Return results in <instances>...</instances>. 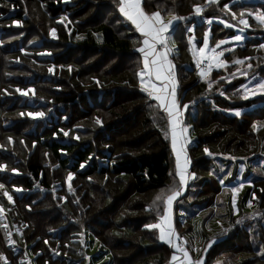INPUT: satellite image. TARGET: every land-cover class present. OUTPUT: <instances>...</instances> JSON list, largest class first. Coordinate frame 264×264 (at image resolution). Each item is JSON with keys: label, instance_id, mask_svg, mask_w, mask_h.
Instances as JSON below:
<instances>
[{"label": "trees", "instance_id": "trees-1", "mask_svg": "<svg viewBox=\"0 0 264 264\" xmlns=\"http://www.w3.org/2000/svg\"><path fill=\"white\" fill-rule=\"evenodd\" d=\"M193 5L203 6L200 16ZM142 6L147 13L185 18L172 29L176 46L171 60L181 102L194 110L187 153L195 179L175 205L179 237L190 250L199 242L198 257L218 240L206 251L204 264H264L262 173L248 190L255 196L253 217L241 220L240 196L237 214L225 204L228 211L201 215L234 178L220 183L214 156L251 159L264 153V125L257 131L252 127L264 118V106H258L264 94L244 99L241 87L264 80V24L248 16L264 11V0H142ZM241 12L248 27L239 24ZM12 22L21 29H6ZM189 28L198 46L205 32L212 46L243 37L232 50L233 44L224 47L223 72L198 78L186 38ZM53 29L56 40L49 34ZM139 46V36L119 14L118 0H0V165L6 168L0 172L5 210L0 254L6 262L0 264H85L87 233L109 254V263L103 264H170L173 249L159 240L157 229L145 227L163 214V203L153 206L156 196L177 180L171 174L170 137L163 135L166 118L139 87ZM42 50L52 58L38 57ZM246 57L243 65L234 63ZM208 81L214 82L212 89ZM18 88L33 89L32 107L21 104ZM5 92L14 98L3 97ZM28 111L50 118L31 120ZM235 111L242 113L236 116ZM65 131L77 134V141L62 143ZM69 173L74 175L71 197L62 189ZM4 191L13 197L11 203ZM15 226L20 234L14 233Z\"/></svg>", "mask_w": 264, "mask_h": 264}, {"label": "snow or ice", "instance_id": "snow-or-ice-1", "mask_svg": "<svg viewBox=\"0 0 264 264\" xmlns=\"http://www.w3.org/2000/svg\"><path fill=\"white\" fill-rule=\"evenodd\" d=\"M207 3L215 4L217 0H206ZM119 12L134 25L135 30L141 34L143 37L141 41V46L137 49L142 54L143 67L140 72L136 75L140 79V89L142 92H145L148 97L157 101L156 107L162 109L167 116L166 129L163 130V135L165 139L171 141V150L175 155V176L178 177V183H174L167 192H161L156 196L153 201V206L157 203H163V214L159 216L157 223L145 225L148 229H158L159 230V240L166 242L173 249L174 253L171 256L170 264H203V258L193 259L189 250L183 246V243H177L181 238L176 232L173 226V216H172V205L181 192L185 189L189 179H195V173L189 172L190 158L188 156L186 146L191 143L189 139V128L190 126H185L182 121V110L181 107L187 109L188 105L181 106L178 99V80L176 79L174 65L171 60H169V37L165 34L169 31V28L177 20H183L184 17H178L172 15V18L165 22L159 11L147 13L142 6V0H118ZM193 12L196 16H200L203 12V6L193 5ZM224 9H228L229 6L225 4ZM255 16V19L261 24H264V11L254 14L252 12L248 13V16ZM232 18L236 19V13H232ZM209 23L211 21H208ZM225 23L226 27H231L232 25ZM239 24L248 27V21L245 18V13H240ZM189 32H193L192 28L188 29ZM51 34L55 36V30H51ZM236 41H241L242 36L236 35L233 37ZM226 41L221 40L216 45V48H219L220 45H223ZM203 47L199 49V59L196 60L197 67L200 69L199 76L201 79H204L209 76L210 71L213 66L215 68H224L226 66L225 61L221 60L220 57L223 55L222 52L216 53L215 50H212V54L208 55L206 49L208 48V32L204 34ZM264 48V45L260 46ZM194 58L196 57V52H193ZM250 58L236 59L234 61L237 65H243L246 60ZM208 61L207 68L201 67V65ZM251 68L249 64L247 66ZM53 69L49 68V72H52ZM238 71H240L238 69ZM240 74L247 76V71H240ZM235 75V74H233ZM223 79V78H221ZM212 81H208V89L213 87ZM244 89V96L242 98L247 99L249 95H256L257 93L264 94V80L257 81L254 85L251 86H241ZM250 87L254 88L255 91H250ZM17 92H20L21 95H27V92L22 91L21 89H16ZM31 91V90H29ZM224 95L223 92L220 93ZM23 115V114H22ZM30 116H42L43 113H29ZM236 116H240L239 111L235 112ZM99 123V120L97 121ZM254 127H256L254 125ZM65 136L68 135L67 132L64 133ZM11 142V138H9ZM204 152L208 155H212L207 148L204 149ZM3 165H0V168H3ZM84 165L81 164V168ZM15 172L16 169H13ZM211 174V173H210ZM171 175V174H170ZM232 173L229 172L227 176H231ZM227 176L224 179H227ZM73 174H68V180H72ZM224 179L220 180V183H224ZM69 187H71L69 185ZM243 187V185H240ZM4 185L0 184V189H3ZM16 192L21 191V189L16 188ZM237 191L236 187L232 188L233 199L232 203L235 207V192ZM3 195L7 197L8 201L11 203L13 197L9 195L7 191L3 192ZM249 206H251V201H249ZM4 208L0 205V216L4 215ZM240 223V221H237ZM7 229V225H4ZM10 236V233L6 231V237ZM7 242L12 245L15 242L12 240H7ZM47 243V241H45ZM0 260H6L3 254H0ZM28 264H31L29 261Z\"/></svg>", "mask_w": 264, "mask_h": 264}, {"label": "rangeland", "instance_id": "rangeland-1", "mask_svg": "<svg viewBox=\"0 0 264 264\" xmlns=\"http://www.w3.org/2000/svg\"><path fill=\"white\" fill-rule=\"evenodd\" d=\"M31 9L34 10V9H36V7H33ZM37 9L39 10V14H40V12L43 14L44 11H43L42 7H39L38 6ZM9 28H20V24L18 22H12L9 25H7V27H6V29L10 30ZM49 34L52 37H55L56 36V35L53 36L51 34V32ZM168 37H169V47H172V50H175V46L176 45L174 43L173 38L171 37V34H168ZM193 37H194V34H193ZM232 40H234V39H229L227 41H230L232 43ZM233 42L234 43H233L232 46L234 47L235 44L237 43V41L234 40ZM37 45L39 46V48L43 47V46H40V43H38ZM190 47H191L190 50L192 52H193V48H194V51L196 52V49H200L203 46H198V44H196V42L193 41V38L191 37L190 38ZM233 47H230V50H232ZM213 49L215 50L216 53H220V52H218L219 48H216V45H214V46L210 45L206 49V52L208 53V55H211L212 54V50ZM49 53L50 52H48L47 50H42L41 52H39V54L37 56L40 57V58H45V56H49V57L52 58V55H50ZM192 58H193L194 63L196 64V60L199 59V51L196 52V57L194 58V56H192ZM220 59L223 60V56H221ZM204 63L205 64H208V61H205ZM49 68H52L53 69L52 72H49V75L50 76H53L54 75V72H55V69L52 66H50ZM196 68H197V64H196ZM224 70H225L224 68H219L218 69V68H215L213 66V68L210 71V73L211 72L221 73ZM232 73L235 74L236 76H238V73L237 72H233L232 71ZM50 76H48V77H50ZM198 78H200V76H198ZM257 81H259V80H257ZM257 81H255V83ZM255 83H251V84L249 83V84H247L245 86H251V85H254ZM243 91H244V89H243ZM250 91H255V89L250 87ZM24 92H27V95H21V93H19L20 96H22L23 98H25L27 101H29L28 103L30 105H32L33 102H34L33 99H30L32 91H28L27 90V91H24ZM257 94H260V93H257ZM253 96L254 95H249L248 97L252 98ZM258 106L259 107L260 106H264V103H260ZM253 108L254 107H252L251 109H253ZM31 113L35 114V113H41V112L35 111V112H31ZM192 116H193V109L191 108L190 109V112L187 114V119H186L187 124H184L185 126H189L190 125V121L192 119ZM27 118H29L31 120H38L40 118H43V119L47 118V121H48L50 117L48 115H45V117H44V114L42 116H35V115L30 116L29 114H27ZM254 125L256 127H254ZM263 125H264V118L263 119L254 120V122L252 124V127H253V129L255 131H257V130L261 129ZM78 130H81V127H79ZM65 132H67L68 135L67 136L64 135V137L61 140L62 143H69L70 140L71 141L72 140L73 141H77V138H78V137H76L77 134L73 133L71 135V134H69V131H65ZM212 166H213V169H214L215 173L217 175H220V177H219L220 180L221 179H224L229 172H231L232 175H234V178L231 181H229V184H226L225 183V184L222 185L221 192L216 196L215 204L212 207H209V208L205 209L201 213V215H203V216L206 215L205 216V218H206L211 211H216V210L222 209V208H223L221 210L222 212H224L226 210L228 211L229 208L226 207V205H228V204H231L230 206H231V209H232V211L234 213V210L233 209H235V207L233 206V203H232V199H233L232 188L233 187H236V189H237V191L235 192V202L238 199V197L240 196L241 199H243L242 200V202H243L242 203L243 204L242 205V209L247 214L252 215L254 211L252 212V209L249 210V208L251 207V208L254 209L255 203L253 201H251V206H249L250 193L251 192L248 191V190L252 188V181L254 180V178H256L258 176V173L259 174H261V173L264 174V153L261 154V158H251V159H246V158L245 159L233 158V157H230L228 155H216V156H214V161H213ZM246 173H250L251 175H254V176L246 175ZM171 174H174L175 175V170L174 169L171 170ZM228 177L229 176H227V179H224V181L228 180ZM67 178H68V176H67ZM67 178L65 179V181H64V183L62 185V189L64 188L66 194L69 197H71L72 194H73V189L71 187H69V185L71 186V181L72 180L69 181ZM73 178H74V175H73ZM176 178H177V182H178V179L179 178L178 177H176ZM240 185H243V187H240ZM58 189H60V187H58ZM58 189H56V190H58ZM17 193H21V191H19ZM238 210H239V207H237V211ZM1 219L3 220L2 216H1ZM212 219L213 218H211L209 220V222H208L209 225H212L210 223V222L213 221ZM15 232L20 234V229L17 228V226H15L14 233ZM85 236H86V241H87V243H86V250H85V264H103V263H109V261H110L109 254L105 250L100 249V247L97 245V243L95 242V240L92 238V236L89 233L85 234ZM183 237L186 238L185 236H183ZM176 242L177 243L186 242V239H182L181 238L179 241H176ZM183 246L190 251L187 242L186 243H183ZM199 248H200L199 242L193 243V248L191 249V251H193L194 255H196L195 252ZM2 261L3 262H6V260H2Z\"/></svg>", "mask_w": 264, "mask_h": 264}, {"label": "crops", "instance_id": "crops-1", "mask_svg": "<svg viewBox=\"0 0 264 264\" xmlns=\"http://www.w3.org/2000/svg\"><path fill=\"white\" fill-rule=\"evenodd\" d=\"M118 11H119V7H118ZM119 14H120V16L123 18V20L126 22V24L129 26V27H131V29H133V31L135 32V34H137L138 36H139V38H140V46H141V41H142V39H143V37L141 36V34L139 33V32H137L136 30H135V27H134V25H132L131 24V22L130 21H128L120 12H119ZM162 16V15H161ZM162 18H163V20L165 21V22H167L169 19H171V17H163L162 16ZM175 24H176V21L174 22V24L169 28V31L165 34L166 36H168V34H171V37H172V29H173V27L175 26ZM51 32V31H50ZM55 35H56V32H55ZM51 37V39L52 40H55L56 39V36L55 37H52V36H50ZM193 38V41H195V38L193 37V32H187V35H186V38H187V42H188V44H189V49H191V47H190V38ZM226 41V43H224L223 45H220V47H219V50H218V52H222L223 51V49H224V47L226 46V45H228V44H233L234 42V40H232V43L230 42V41H227V40H225ZM230 42V43H229ZM139 46V47H140ZM201 46H204L203 45V43H202V45ZM210 45H209V43H208V47H209ZM138 47V48H139ZM228 47V46H227ZM233 47V46H232ZM169 48H171V51L169 52V56H168V58H169V60H171V56H172V54L173 53H175V50H172V47H169ZM197 51H199V49H196V52ZM193 52H194V48H193ZM193 52L190 50V53H191V55L193 56ZM140 53V52H139ZM141 54V53H140ZM171 62H172V60H171ZM173 64V63H172ZM142 67H143V61H142V54H141V69H142ZM174 70H175V67H174ZM141 71V70H140ZM139 71V72H140ZM138 81H139V87H140V79H139V77H138ZM29 91V90H31L32 91V93H31V97H30V99H32V97H33V89L32 88H28V89H25V90H22V91ZM20 92H17V95L16 96H18V97H20L21 98V104L22 103H26L28 106H30V107H32L33 106V104L32 105H30L28 102L29 101H27L25 98H23L22 96H20V94H19ZM145 93V92H144ZM146 94V93H145ZM147 95V94H146ZM3 97H7V98H14V96H13V94H11V93H8V92H5V95L3 96ZM155 105H157V101H155V100H153V99H151L150 97H148ZM178 99H179V103H180V105L181 106H183V104H182V102H181V96H180V94L178 93ZM12 103H14V100L11 102V104ZM185 105H188V104H185ZM190 109H191V107H190V105H188V107H187V109H184L183 107H181V110H182V113H183V115H182V121H183V124H187V122H186V119H187V114L190 112ZM160 112H162L163 113V115L165 116V118H166V121H167V116H166V114L163 112V110L162 109H158ZM250 110V109H249ZM236 112V111H235ZM235 112H233L232 114H234L235 115ZM29 113H31V111H28V112H26V116H27V114H29ZM240 113H242V112H240ZM193 115H194V110H193ZM192 118H193V116H192ZM41 119V118H40ZM192 120V119H191ZM191 122V121H190ZM188 135H189V139L191 140V143L189 144V145H191L192 144V138H191V136H190V134L188 133ZM170 137V136H169ZM170 144H171V141H170ZM189 145H187L186 146V150H187V148H188V146ZM4 152H5V149H4ZM172 155H173V159H174V170H175V155H174V153L172 152ZM4 167L3 168H0V172H2V173H4L5 171H6V168H5V165H3ZM191 161H190V165H189V172L190 173H192L191 172ZM11 173L13 174V175H17L18 173H17V171H11ZM263 174V173H262ZM264 175V174H263ZM249 176H251V174L249 173ZM174 177H175V179L177 180V178H176V176L174 175ZM193 179H189L188 180V182H187V185H186V187H185V189L181 192V194L177 197V199L173 202V205H172V216H173V226H174V228H175V222H176V215H175V205H176V203H177V201L179 200V198H181L185 193H186V190H187V188H188V186H189V184H190V182L192 181ZM178 183V182H177ZM14 191H15V189H14ZM16 192V191H15ZM17 193V192H16ZM21 193H22V191H21ZM17 194H20V193H17ZM4 196V195H3ZM4 198L8 201V199H7V197H5L4 196ZM251 199H250V201H252V200H254V198H255V196L253 195V194H251V197H250ZM9 202V201H8ZM252 209V212L254 211V209L253 208H251ZM234 210V214H237L238 213V211H237V208H236V202H235V209H233ZM254 216V212H253V214L252 215H249V214H247L245 211L243 212V214L241 213V220L242 221H244V220H247V219H249V218H251V217H253ZM2 218H3V220H4V215L2 216ZM0 219H1V216H0ZM2 220V219H1ZM2 220V221H3ZM240 220V219H239ZM175 230H176V228H175ZM157 231H158V235H159V230L157 229ZM176 232L178 233V231L176 230ZM179 235V234H178ZM183 239V238H182ZM218 240H213L212 242H210L209 243V245L207 246V248L205 249V251H204V253H203V255L201 256V257H198L197 255H193V251L191 252V250H190V256L193 258V259H200V258H203V264H204V262H205V260H204V255L206 254V251L209 249V247L211 246V245H213V243H215V242H217ZM161 242H163L164 244H166L167 246H170L169 244H167L166 242H164V241H161ZM187 242V244H188V241H186ZM171 247V246H170ZM172 248V247H171ZM173 249V248H172ZM198 250V249H197ZM196 250V251H197ZM173 251H175V249H173Z\"/></svg>", "mask_w": 264, "mask_h": 264}, {"label": "built area", "instance_id": "built-area-1", "mask_svg": "<svg viewBox=\"0 0 264 264\" xmlns=\"http://www.w3.org/2000/svg\"><path fill=\"white\" fill-rule=\"evenodd\" d=\"M201 67H203V68L206 69V68H207V64L203 63V64L201 65ZM199 71H200V69L197 67L196 70H195V73H196L197 76H199V74H198Z\"/></svg>", "mask_w": 264, "mask_h": 264}]
</instances>
